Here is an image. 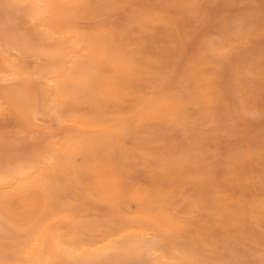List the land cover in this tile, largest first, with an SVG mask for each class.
I'll return each mask as SVG.
<instances>
[{
    "label": "rangeland",
    "instance_id": "1",
    "mask_svg": "<svg viewBox=\"0 0 264 264\" xmlns=\"http://www.w3.org/2000/svg\"><path fill=\"white\" fill-rule=\"evenodd\" d=\"M0 264H264V0H0Z\"/></svg>",
    "mask_w": 264,
    "mask_h": 264
},
{
    "label": "bare ground",
    "instance_id": "2",
    "mask_svg": "<svg viewBox=\"0 0 264 264\" xmlns=\"http://www.w3.org/2000/svg\"><path fill=\"white\" fill-rule=\"evenodd\" d=\"M38 2V1H37ZM16 73V72H15ZM132 85V84H131ZM88 100V99H87Z\"/></svg>",
    "mask_w": 264,
    "mask_h": 264
}]
</instances>
